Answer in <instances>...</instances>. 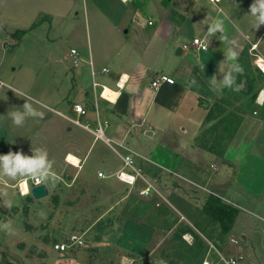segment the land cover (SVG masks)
Returning <instances> with one entry per match:
<instances>
[{
	"label": "crops",
	"instance_id": "crops-1",
	"mask_svg": "<svg viewBox=\"0 0 264 264\" xmlns=\"http://www.w3.org/2000/svg\"><path fill=\"white\" fill-rule=\"evenodd\" d=\"M49 1L58 9L41 11L52 30L46 32L44 48L49 53L43 59L54 66H46L49 78L34 105L45 113V126L34 135L31 118L17 127L8 115L23 111L32 84L14 65L13 50L8 59V42L0 36V154L22 151L31 156L32 149H45L57 166L54 171L70 182L66 185L101 183L92 188L91 195L104 198L109 207L136 196L131 205H148L152 212L160 202L157 198L164 197L173 208L181 209L177 225L199 222L208 196L216 195L239 208L224 250L243 256L241 251L232 253L241 239L238 233L248 243L247 233L255 228L244 213L259 217L258 210L264 208V96L263 102L257 100L260 90L264 91V71L256 81L238 75L239 82L246 81L239 92L241 99L252 102L249 115H256L250 134L221 152L199 143L197 137L210 122L208 118L229 108L224 103L228 88L214 92L209 83L214 75L222 79L228 70L224 62L228 48H235L238 62L248 73L260 69L264 25L252 27L250 5L254 0H218L215 5L210 0ZM217 19L223 20L224 32L210 36L208 26ZM24 30V36L31 32ZM195 37L206 41L208 49H195ZM55 39L56 48L51 47ZM161 73L174 83L154 89L151 79ZM124 74L129 79L121 81ZM193 79L196 84L189 86ZM107 87L117 98L103 95ZM217 103L221 104L218 113L212 114ZM75 104L84 111H77ZM99 126L102 133L96 131ZM49 139H54L53 146ZM68 153L79 158V167L65 162ZM127 155L134 159L131 166L125 163ZM121 172L130 175L129 181L120 178ZM1 181L11 187L19 183L7 177H0ZM147 187L149 191L142 194ZM48 190V195L57 193L52 187ZM206 227L216 224L210 222Z\"/></svg>",
	"mask_w": 264,
	"mask_h": 264
},
{
	"label": "rangeland",
	"instance_id": "rangeland-1",
	"mask_svg": "<svg viewBox=\"0 0 264 264\" xmlns=\"http://www.w3.org/2000/svg\"><path fill=\"white\" fill-rule=\"evenodd\" d=\"M46 8L56 10L58 6L49 0H0L1 40L8 42V59L13 50L14 65L26 79H31L32 90L29 94L33 107L38 104L39 90L49 78L46 66H54V63L48 64L43 59L46 56L47 59L49 53L44 48L46 32L52 31H49L50 22L41 12ZM24 28H30L29 35L24 36ZM8 31L12 34H8ZM23 37L24 40H21ZM53 41L51 47H58L56 39ZM70 45L66 43L67 47ZM260 73V69L253 74L244 70L243 79H262ZM239 81L238 76L237 83ZM226 91L223 90L226 98L224 103L229 108L221 115L208 118L210 122L206 123L197 137L198 142L218 152L244 134H250V124L256 116L254 113L253 116L249 115L252 102L241 99L239 92L231 89ZM220 105H213L214 109L212 106V114L218 113ZM31 123V135L45 126V120L39 118H31ZM53 144L54 139L49 146ZM56 167L53 165V170ZM28 183L32 185V180L28 179ZM67 183L70 182L63 180L53 185L49 181L47 185L57 192L56 195L35 198L31 193L21 196L18 185L11 187L4 181L0 182V189L7 192L6 196L0 195V223L10 221L12 226L11 233L0 230V264H172V260L178 259L183 264V260H180L183 256L179 257L177 252L183 253L187 244L196 242L189 232L182 234L187 228L196 230L207 242L203 257L200 256L193 264H201L204 256L213 258L215 255V248L210 245L213 242L201 231L205 228L208 233L213 229L204 226L207 219L204 215L199 222L183 221L177 225L181 209L173 208L164 197L157 198L160 202L152 212L147 208L148 205H131L138 199L136 196L121 206L111 202L114 206L109 207L104 198L91 195L92 188L102 186L101 183L78 181L72 187ZM5 200L12 202L10 208L4 205ZM258 211L259 217L244 213L254 222V232L250 230L247 233L248 243L238 233L241 239L232 248V253L241 251L247 264L249 261L264 264V208ZM72 234L79 235L84 244H77L65 251L55 249L56 242L67 241ZM226 245L224 240L221 251L225 253Z\"/></svg>",
	"mask_w": 264,
	"mask_h": 264
},
{
	"label": "clouds",
	"instance_id": "clouds-1",
	"mask_svg": "<svg viewBox=\"0 0 264 264\" xmlns=\"http://www.w3.org/2000/svg\"><path fill=\"white\" fill-rule=\"evenodd\" d=\"M122 3L127 4L128 0H122ZM210 3L215 5L218 0H210ZM250 14L254 18L252 22L253 29H258L261 25H264V0H254L250 5ZM217 32H224L223 20L217 19L208 26L207 33L210 36H214ZM222 39L226 40V37L222 36ZM235 41L231 44L235 45ZM202 47L207 50V45L203 44ZM239 53L234 47H229L225 54V61L229 64L228 70L223 73V78L219 81L214 75L211 79L210 87L214 92H220L224 88L231 89L234 92H240L245 88L246 81L237 83V76L242 75L244 72L243 66L238 62ZM261 71H264V65H259ZM129 79L127 74L121 76V81ZM174 83V81H169ZM196 80L190 81L189 86L195 85ZM122 86V84H121ZM11 88V86H9ZM15 91L14 89H12ZM264 95V91L261 92ZM30 98L25 96V103L22 108L23 111H14L8 115L11 117L13 125L22 127L27 118H39L43 119L45 113L39 111L33 107V103L29 102ZM38 103V102H37ZM79 111V108L77 109ZM33 155L28 156L22 153V151H9L7 154H0V177H7L9 180L19 181L18 187L21 196H28L31 192V188L28 185V179L34 180L36 185L47 183L50 181L53 185L63 182L61 175H58L53 170L54 161L49 160L48 152L45 149L37 148L33 150ZM65 162L67 164L79 167V158L72 153H68L65 156ZM101 178L103 173H100ZM0 195H7L5 189H0ZM4 205L7 208L12 206L10 200H5ZM0 230H4L8 233L12 232L11 222L0 223ZM232 264H235L233 261Z\"/></svg>",
	"mask_w": 264,
	"mask_h": 264
},
{
	"label": "trees",
	"instance_id": "trees-1",
	"mask_svg": "<svg viewBox=\"0 0 264 264\" xmlns=\"http://www.w3.org/2000/svg\"><path fill=\"white\" fill-rule=\"evenodd\" d=\"M57 199L58 198H56L55 196L56 201ZM238 213H239V208L227 204L220 197L213 194L208 196L202 208V215L206 216L207 218L206 226L208 225V223L212 222L216 224V227L213 228L212 231H209L208 233H206V231L208 230H205V228L201 229V231L206 235L207 239L211 240L219 250H222L224 240H226V236L230 233L233 222L235 220V217L238 215ZM185 232H189L190 234H192L195 237L196 242L195 244H189V245L186 242H184V244H187L186 249L184 250L183 253L177 252V254L179 257L183 256L180 259L183 260L181 261L183 264H193L195 261L196 262L198 261L200 256L203 257L205 253L204 249L205 246L207 245V242L205 241V239L201 238L198 235L196 230L192 228H187V230L183 231L182 234H184ZM171 262L172 264H180L179 259L174 262L172 260Z\"/></svg>",
	"mask_w": 264,
	"mask_h": 264
},
{
	"label": "built area",
	"instance_id": "built-area-1",
	"mask_svg": "<svg viewBox=\"0 0 264 264\" xmlns=\"http://www.w3.org/2000/svg\"><path fill=\"white\" fill-rule=\"evenodd\" d=\"M203 44L207 45V49H208V44L206 41H204L202 38L199 37H195L192 41V45L195 47V49L197 50H205L204 47H202ZM73 53H76V49L72 50ZM76 63V62H75ZM106 70V69H104ZM174 81V79L170 76H168L167 74H157L154 75L151 79V87H153L154 89L158 88V86H160L162 83H169V81ZM2 85V82H0V86ZM263 90H260L258 96H257V100H260V103L263 102V99L261 100V92ZM79 108V112H83V106L80 104H75V109L77 110ZM78 111V110H77ZM77 123H80L79 120H76ZM96 131H98L99 133H102V128L101 126H99ZM134 159L127 155L125 157V163L128 166H131L133 164ZM102 172H99V175ZM124 172H121V174L119 175L120 178H122ZM139 174V172H138ZM134 179V176H133ZM126 180V179H124ZM129 181V180H128ZM29 187L31 188V186L36 185L35 181L32 180V185H30L28 183ZM150 187L144 188L143 190H141V193H147L149 191ZM232 241H234L232 239ZM77 244H84V241L80 238L79 235L77 234H72L69 236L67 241H62V242H56L55 243V249L59 250V251H65L68 248L75 246ZM212 247H214V256L213 258H210L208 256H204V258L201 261V264H232V262L234 261L235 264H247L246 261L244 260V257L240 254H227L221 250H219L214 244H210Z\"/></svg>",
	"mask_w": 264,
	"mask_h": 264
},
{
	"label": "water",
	"instance_id": "water-1",
	"mask_svg": "<svg viewBox=\"0 0 264 264\" xmlns=\"http://www.w3.org/2000/svg\"><path fill=\"white\" fill-rule=\"evenodd\" d=\"M33 197L35 198H43L49 194V190L46 184L41 183L40 185L31 186V192ZM13 264V263H9Z\"/></svg>",
	"mask_w": 264,
	"mask_h": 264
},
{
	"label": "bare ground",
	"instance_id": "bare-ground-1",
	"mask_svg": "<svg viewBox=\"0 0 264 264\" xmlns=\"http://www.w3.org/2000/svg\"><path fill=\"white\" fill-rule=\"evenodd\" d=\"M260 57V56H259ZM258 66L259 65H264V59L263 58H259V60H258ZM260 67V66H259ZM260 69H261V67H260ZM115 92H113L110 88H105L104 89V91H103V95L104 96H106L107 98H109V99H114V98H117V97H115ZM263 96L264 95H261V97H260V99L262 100L263 99ZM122 178L123 179H126V180H128L129 178H131L130 177V175H128L127 173H123V175H122Z\"/></svg>",
	"mask_w": 264,
	"mask_h": 264
}]
</instances>
